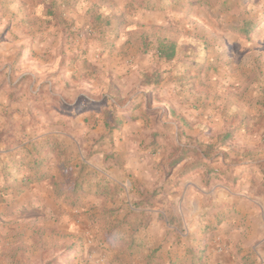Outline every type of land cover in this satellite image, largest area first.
I'll list each match as a JSON object with an SVG mask.
<instances>
[{
	"label": "rangeland",
	"instance_id": "374dc122",
	"mask_svg": "<svg viewBox=\"0 0 264 264\" xmlns=\"http://www.w3.org/2000/svg\"><path fill=\"white\" fill-rule=\"evenodd\" d=\"M105 4L82 9L79 22L49 9L52 23L28 29L39 37L32 52L52 66L24 75L21 98L8 92L0 103V185L8 184L0 199V264H131L128 250L107 257L102 224L81 216L80 198L98 184L85 162L112 145L101 123L117 127L131 108L128 97L145 98L138 91L146 73L197 92L192 108L199 113L212 90L223 110L264 105V0H163L153 10L129 0ZM15 26L22 33L29 27ZM165 40L176 43L171 60L158 51ZM43 173L49 178L23 184ZM263 258L264 243H247L243 264Z\"/></svg>",
	"mask_w": 264,
	"mask_h": 264
},
{
	"label": "crops",
	"instance_id": "0c3cea01",
	"mask_svg": "<svg viewBox=\"0 0 264 264\" xmlns=\"http://www.w3.org/2000/svg\"><path fill=\"white\" fill-rule=\"evenodd\" d=\"M105 2L0 0V103L8 92L21 98L24 75L52 66L31 50L39 40L28 30L32 23H52L54 8L79 22L82 9ZM22 21L29 32L15 26ZM141 88L145 98L128 97L131 108L117 127L101 123L112 145L85 162L97 171L98 184L81 196V216L102 224L108 258L123 249L131 251V264L245 263L247 243H264V105L223 110L212 90L199 113L192 89L166 81Z\"/></svg>",
	"mask_w": 264,
	"mask_h": 264
},
{
	"label": "trees",
	"instance_id": "16d2710c",
	"mask_svg": "<svg viewBox=\"0 0 264 264\" xmlns=\"http://www.w3.org/2000/svg\"><path fill=\"white\" fill-rule=\"evenodd\" d=\"M135 4L144 10H153L155 9V6L149 1V0H134ZM167 44V46H166ZM175 48H176V43L172 40H165V41H161L158 45V51L159 54L164 57L166 60H171L174 57V53H175ZM160 81V76L157 74V72H152V73H146L144 76V84H156ZM125 115L122 116V118H124ZM176 160V159H175ZM43 162V161H42ZM42 164V163H41ZM40 162L37 161L36 159H34V162L32 164V166L30 168H32V170L36 171L39 167H40ZM47 178H49L48 174L43 173L38 177H32L31 175H27L24 177L23 180V184L25 185H30L33 184L35 182H40L42 180H46ZM52 179V178H51ZM7 182V181H5ZM8 187V184H3V188L0 185V199L2 198V191L4 189H6ZM72 189H74L72 187ZM57 195L61 194L60 191H58V189L56 190ZM72 206H76V202L73 201V203H71Z\"/></svg>",
	"mask_w": 264,
	"mask_h": 264
}]
</instances>
